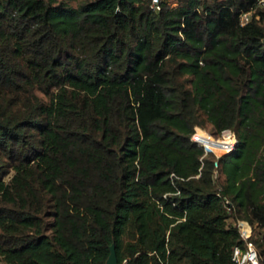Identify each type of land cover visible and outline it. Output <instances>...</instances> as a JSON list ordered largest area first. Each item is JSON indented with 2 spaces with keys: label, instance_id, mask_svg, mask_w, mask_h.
Listing matches in <instances>:
<instances>
[{
  "label": "trees",
  "instance_id": "1",
  "mask_svg": "<svg viewBox=\"0 0 264 264\" xmlns=\"http://www.w3.org/2000/svg\"><path fill=\"white\" fill-rule=\"evenodd\" d=\"M72 1L0 0V258L237 264L240 219L264 257V6Z\"/></svg>",
  "mask_w": 264,
  "mask_h": 264
},
{
  "label": "built area",
  "instance_id": "2",
  "mask_svg": "<svg viewBox=\"0 0 264 264\" xmlns=\"http://www.w3.org/2000/svg\"><path fill=\"white\" fill-rule=\"evenodd\" d=\"M148 1L154 9L158 10L162 7V2L164 0ZM167 1L171 2V4H176L178 2V0ZM258 4L259 6H264V0H258ZM253 10L254 9H250L241 12L240 18L242 23L247 22L251 18ZM192 139L203 145L206 153L214 152L218 156L233 150L238 143L236 132L231 128H225L221 133L216 134L207 131L204 132L202 127L198 125L195 126V130L192 133ZM215 172V174H217V170ZM224 203L228 212H232L233 204H231L229 196H224ZM239 225L242 235L247 238V243L245 247H242L239 244L234 246L232 254L233 259L237 264H264V257L260 254L255 242L249 238L250 234L242 228L241 220H239Z\"/></svg>",
  "mask_w": 264,
  "mask_h": 264
},
{
  "label": "rangeland",
  "instance_id": "3",
  "mask_svg": "<svg viewBox=\"0 0 264 264\" xmlns=\"http://www.w3.org/2000/svg\"><path fill=\"white\" fill-rule=\"evenodd\" d=\"M78 1L76 0H74V1H72V3H74V4H76ZM263 22H264V20H263ZM38 92V94L44 99V100H48L49 99V95H47V94H44L43 92H41V91H37ZM198 126H200V127H202V129L206 132H212V133H214V132H217L214 128H213V126H212V124L210 123V122H208V121H204V122H202V123H200V124H198ZM221 133V132H220ZM11 172H13V169H11L10 170V172L6 175V179H9L10 177H11ZM2 203V200H1V195H0V204ZM47 218L48 219H50V217H49V215L47 216ZM47 231L48 232H52L51 231V229L50 228H48L47 229ZM135 240V238L133 237V235L132 234H126L125 236H124V249H127V246H128V244L130 243V242H132V241H134ZM0 264H13V263H8V262H6L4 259H2V258H0Z\"/></svg>",
  "mask_w": 264,
  "mask_h": 264
},
{
  "label": "water",
  "instance_id": "4",
  "mask_svg": "<svg viewBox=\"0 0 264 264\" xmlns=\"http://www.w3.org/2000/svg\"><path fill=\"white\" fill-rule=\"evenodd\" d=\"M110 255L106 264H121L118 257V252L115 243L110 245Z\"/></svg>",
  "mask_w": 264,
  "mask_h": 264
},
{
  "label": "bare ground",
  "instance_id": "5",
  "mask_svg": "<svg viewBox=\"0 0 264 264\" xmlns=\"http://www.w3.org/2000/svg\"><path fill=\"white\" fill-rule=\"evenodd\" d=\"M204 131V130H203ZM205 132V131H204ZM242 228L246 231V232H249L250 231V225L248 222L246 221H243V225H242Z\"/></svg>",
  "mask_w": 264,
  "mask_h": 264
},
{
  "label": "crops",
  "instance_id": "6",
  "mask_svg": "<svg viewBox=\"0 0 264 264\" xmlns=\"http://www.w3.org/2000/svg\"><path fill=\"white\" fill-rule=\"evenodd\" d=\"M240 220H241V222H242V225H243V221H246V222H248V223H249V225H250V231H249V232H247V233H249V234L251 235V233H252V230H253L251 223H250L248 220H246V219H240Z\"/></svg>",
  "mask_w": 264,
  "mask_h": 264
}]
</instances>
